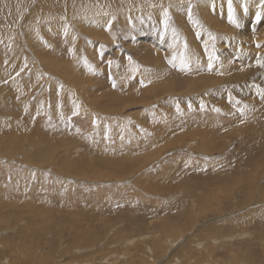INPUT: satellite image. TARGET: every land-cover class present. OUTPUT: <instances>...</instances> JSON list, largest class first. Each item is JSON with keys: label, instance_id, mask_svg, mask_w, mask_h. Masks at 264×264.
<instances>
[{"label": "rangeland", "instance_id": "obj_1", "mask_svg": "<svg viewBox=\"0 0 264 264\" xmlns=\"http://www.w3.org/2000/svg\"><path fill=\"white\" fill-rule=\"evenodd\" d=\"M30 1L0 28V264H264V0ZM79 138L77 173L28 162Z\"/></svg>", "mask_w": 264, "mask_h": 264}, {"label": "bare ground", "instance_id": "obj_2", "mask_svg": "<svg viewBox=\"0 0 264 264\" xmlns=\"http://www.w3.org/2000/svg\"><path fill=\"white\" fill-rule=\"evenodd\" d=\"M48 0H44V2H47ZM51 3H52V5H49L54 11H56L59 7L61 8V10L64 8V7H70L72 4H74L75 2H77L78 0H62L63 1V5H60L61 4V1L59 0V2L60 3H58V5L56 6V4L55 5H53V1H51V0H49ZM55 2H58V0H54ZM84 1H86V0H84ZM96 1H100L101 3H106L107 4V6L109 7V8H111V6H115V9H118V8H120V6H125L126 5V3L129 1V0H96ZM30 0H0V28L4 25V24H8V23H11V22H14L15 21V19L13 18V15L15 14V13H17V12H20V14H21V11H23V9H24V7L25 6H27V5H29L30 4ZM56 6V7H55ZM97 8H100V6L98 5L97 6ZM5 11H7V14L6 15H3V13L5 12ZM33 13V12H32ZM36 14V13H35ZM30 15V14H29ZM37 15V14H36ZM36 15H34V16H36ZM33 15H32V17H33V19H35V17H34ZM31 18V17H30ZM30 18L29 17H27V18H25V20H24V22H26V20H30ZM9 21H11V22H9ZM82 27V26H81ZM83 28V27H82ZM27 30H29V29H27ZM77 30H79V28H77ZM23 31V30H22ZM83 31H86L84 28H83ZM82 31V32H83ZM87 32V31H86ZM1 33V32H0ZM198 33V32H197ZM32 33H29V35H28V37H27V35H26V32H23V43H24V46L26 47V49L28 50L27 52L25 51L24 52V50L22 51L21 49H20V51H18V54L19 55H22V58L24 59V57L26 56V54H31L32 55V59L34 60V58L36 59V60H38V62H39V65L36 67V69H38V68H40V69H44L43 68V66H45V67H48V66H51V64H49L50 62H48L44 57L42 58V59H44L46 62H43L42 63V61H41V57H42V52H33V50H32V48H31V46L35 49V46L36 45H38L39 46V49H46V47H49V45H47L45 42H44V40H43V38H42V34H37L36 36H34V37H32L31 39L29 38V36L31 35ZM154 38H148V39H146V40H144V44H146L145 46L146 47H148V45L147 44H152V42L154 41L153 40ZM190 40H191V38H190ZM149 42H151V43H149ZM6 43V42H5ZM8 43V42H7ZM51 43H52V41H51ZM9 44L10 43H8V45L6 44H4L5 46H3V45H1L0 44V52H1V50H4L5 48H9L10 46H9ZM23 46V45H22ZM21 46V47H22ZM194 47V46H193ZM143 48H144V46H143ZM25 49V50H26ZM137 52V51H136ZM85 54H86V52H85ZM86 56V55H85ZM21 57V56H20ZM20 57H18V58H20ZM152 57V56H151ZM146 59V58H145ZM25 60V59H24ZM49 60H50V57H49ZM147 60H149V59H147ZM35 61V60H34ZM37 62V61H36ZM21 63V65L20 66H23L24 64H25V61L24 62H20ZM192 68V67H191ZM35 69V70H36ZM5 71L7 72V69L2 65V64H0V87L2 86V88H1V90H5L7 87H8V84H5L4 82H6L5 80ZM43 71H45V70H43ZM48 71H45V73L47 74V75H49V73H47ZM36 74V73H35ZM31 75H34L33 73L31 74ZM30 74H29V76H31ZM49 76H52V75H49ZM63 82V81H62ZM64 84H65V82H64ZM56 90V85H55V87H54V89H53V91H55ZM75 90V89H74ZM192 92V91H191ZM174 94V93H173ZM68 96V101L69 102H71V95H67ZM80 98V97H79ZM75 100V99H74ZM78 103V102H77ZM79 104V103H78ZM83 106V105H82ZM79 107H81L80 106V104H79ZM7 121V117H5V116H2V115H0V122L2 123V122H6ZM113 130V129H112ZM114 131V130H113ZM141 131V130H140ZM48 132H50V134H51V131H48ZM111 133H112V131H111ZM109 135V134H108ZM48 136V137H47ZM47 136H45L46 137V139H49V137H52V139L54 138V139H58L59 138V136L57 135V133L56 132H52V134L51 135H49V134H47ZM80 139V142H76V141H74L73 140V143L71 144V145H68V143H66L65 141H64V143L61 141V143H58V144H56V143H54V142H52L50 145H48L47 144V142H41V144H37L36 145V150H40L39 152L38 151H36L35 153H34V156L32 157V158H30L29 160H28V162H31V163H33V165H39V163H38V159H39V153H44V154H46L47 156H48V154H49V151H51L52 149H57V147L58 148H60V149H64V150H66V148H71L72 150H69V151H67V154H69V155H67V156H65L64 158H67L66 160L65 159H62L60 162H59V164H58V168H63V169H65V170H67V171H72V172H75V173H77L78 171H79V162L76 160V158H75V156L76 157H81V154H80V147H79V145L80 144H83L84 145V143L82 142V138H79ZM63 140V139H62ZM48 141V140H47ZM56 145H60V146H56ZM29 146V145H28ZM174 146V145H173ZM1 149V148H0ZM1 152V151H0ZM51 156H53L52 154L50 155V157L49 158H51ZM73 158V159H72ZM51 160H45V161H42V162H40V164H42L43 162H45V163H47V162H50ZM63 189H67V188H63ZM95 200V199H94ZM99 201V200H98ZM94 204H96V203H94ZM190 232V231H189ZM192 232V231H191ZM190 232V233H191ZM188 233V232H187ZM184 234V233H183ZM181 235V234H180ZM178 237H179V235H177V239H176V241L178 240ZM181 237V236H180ZM184 238V237H183ZM180 239L181 238H179V241H180ZM212 240V242L213 243H218V239L216 240V241H214L213 239H211ZM172 241V240H171ZM182 241V240H181ZM183 241H185V240H183ZM182 241V242H183ZM187 241V240H186ZM194 243V242H193ZM172 244H174V243H172ZM171 244V245H172ZM183 244V243H182ZM205 244V243H204ZM179 245V244H178ZM200 245V244H199ZM172 247V246H171ZM176 247V246H175ZM173 248V247H172ZM191 248V247H190ZM193 248V247H192ZM194 249V248H193ZM196 249V248H195ZM203 249V248H202ZM81 251V250H80ZM204 251V250H203ZM187 254V253H186ZM171 256V255H170ZM168 257V256H167ZM175 258V257H174ZM178 259V258H177ZM176 262H177V260H176ZM182 263V262H181ZM181 263H179V264H181Z\"/></svg>", "mask_w": 264, "mask_h": 264}]
</instances>
